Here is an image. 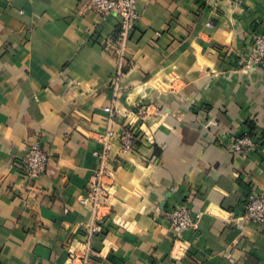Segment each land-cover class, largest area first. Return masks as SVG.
Here are the masks:
<instances>
[{
  "label": "crops",
  "instance_id": "crops-1",
  "mask_svg": "<svg viewBox=\"0 0 264 264\" xmlns=\"http://www.w3.org/2000/svg\"><path fill=\"white\" fill-rule=\"evenodd\" d=\"M137 10L118 54L119 18L87 0H0V264L86 253L87 264H264V226L243 220L249 195H264V66H239L264 33V0H137ZM141 107L150 140L123 152L118 137ZM245 127L261 143L234 154ZM108 128L114 176L90 237L80 199ZM36 143L53 158L30 180L20 169ZM181 204L194 220L176 239L168 213Z\"/></svg>",
  "mask_w": 264,
  "mask_h": 264
},
{
  "label": "built area",
  "instance_id": "built-area-1",
  "mask_svg": "<svg viewBox=\"0 0 264 264\" xmlns=\"http://www.w3.org/2000/svg\"><path fill=\"white\" fill-rule=\"evenodd\" d=\"M232 2H241L242 0H230ZM88 7L101 17L114 14L119 18L120 25V48L118 54H122L133 32L136 22L139 19L137 10V0H87ZM240 71L251 74L264 66V33L256 34L253 41L243 48L239 54ZM105 112L113 119L115 112L109 106ZM146 116V111L139 108L128 118L124 124L122 133L119 135V145L123 152H132L137 146L144 133L150 140L148 134L142 130ZM114 132L108 128L104 134H101L99 141L103 148L97 153L99 167L93 173L92 179L88 183L87 193L81 197L80 204L89 207L92 214L93 224L89 226V236L92 237L101 234L103 226L102 210L107 208V201L110 197V184L114 172L110 169L111 148ZM261 143L257 134H252L250 128L245 127L241 135L236 136L230 142L231 151L234 154L244 155L257 150ZM53 158V154L44 150L40 143L30 146L26 156L22 160L20 172L26 178L32 180L43 176L48 168V164ZM168 219L171 224V233L178 239L181 235L193 226V215L191 207L187 204L177 205L168 213ZM243 220L246 222L257 223L264 226V195L252 193L245 203V214ZM89 252V249H86ZM86 253L82 258L71 254L70 264H87L89 255Z\"/></svg>",
  "mask_w": 264,
  "mask_h": 264
},
{
  "label": "trees",
  "instance_id": "trees-1",
  "mask_svg": "<svg viewBox=\"0 0 264 264\" xmlns=\"http://www.w3.org/2000/svg\"><path fill=\"white\" fill-rule=\"evenodd\" d=\"M252 126V125H251ZM253 129V127H251ZM253 132V130H251Z\"/></svg>",
  "mask_w": 264,
  "mask_h": 264
}]
</instances>
